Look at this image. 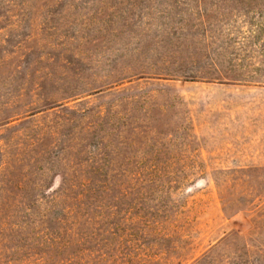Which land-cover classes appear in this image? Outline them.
Here are the masks:
<instances>
[{"label": "rangeland", "instance_id": "obj_1", "mask_svg": "<svg viewBox=\"0 0 264 264\" xmlns=\"http://www.w3.org/2000/svg\"><path fill=\"white\" fill-rule=\"evenodd\" d=\"M0 264H264V0H0Z\"/></svg>", "mask_w": 264, "mask_h": 264}]
</instances>
